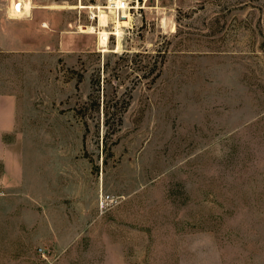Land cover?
Instances as JSON below:
<instances>
[{
    "label": "rangeland",
    "instance_id": "obj_1",
    "mask_svg": "<svg viewBox=\"0 0 264 264\" xmlns=\"http://www.w3.org/2000/svg\"><path fill=\"white\" fill-rule=\"evenodd\" d=\"M30 1L0 0V264H264V0H140L103 46L106 0Z\"/></svg>",
    "mask_w": 264,
    "mask_h": 264
},
{
    "label": "bare ground",
    "instance_id": "obj_2",
    "mask_svg": "<svg viewBox=\"0 0 264 264\" xmlns=\"http://www.w3.org/2000/svg\"><path fill=\"white\" fill-rule=\"evenodd\" d=\"M28 3L31 4V1L29 0V2H27V4ZM106 4H107V6L105 8L111 9L110 10L111 13L114 14L113 18H114V23H115V26H114L115 31H108V30H101V29L99 31H97V29L95 27H93V26H90V27H88L86 29H84V28H80L79 29L81 32L98 33L99 34V44L101 46H103V45L108 43V39H109V36L111 34H117L120 37V35L122 33L121 28L124 27V26L130 25L131 20H132V16L127 10H119V11H117L111 6V4H109L107 2H106ZM26 7L27 8H32L33 5H30V6H29V4L26 5V0H13L11 8H12L14 14L19 15V14H22L24 12V9ZM44 7H47V8L48 7H51V8H56V7L65 8L66 6L65 5H60V4H53V5H49V6L45 5ZM75 7H82V5L80 4V5L75 6ZM100 11H102L101 8H100Z\"/></svg>",
    "mask_w": 264,
    "mask_h": 264
},
{
    "label": "built area",
    "instance_id": "obj_3",
    "mask_svg": "<svg viewBox=\"0 0 264 264\" xmlns=\"http://www.w3.org/2000/svg\"><path fill=\"white\" fill-rule=\"evenodd\" d=\"M106 2L111 4V6L117 11L127 10L129 13H131L137 9L140 0H106Z\"/></svg>",
    "mask_w": 264,
    "mask_h": 264
},
{
    "label": "crops",
    "instance_id": "obj_4",
    "mask_svg": "<svg viewBox=\"0 0 264 264\" xmlns=\"http://www.w3.org/2000/svg\"><path fill=\"white\" fill-rule=\"evenodd\" d=\"M0 107H4V106H1V105H0Z\"/></svg>",
    "mask_w": 264,
    "mask_h": 264
},
{
    "label": "trees",
    "instance_id": "obj_5",
    "mask_svg": "<svg viewBox=\"0 0 264 264\" xmlns=\"http://www.w3.org/2000/svg\"><path fill=\"white\" fill-rule=\"evenodd\" d=\"M108 113H109V111H108ZM119 118H121V117H119Z\"/></svg>",
    "mask_w": 264,
    "mask_h": 264
}]
</instances>
